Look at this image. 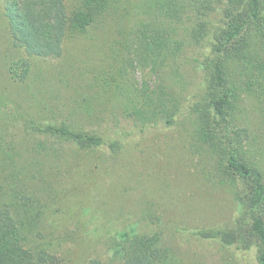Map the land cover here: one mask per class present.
Instances as JSON below:
<instances>
[{"label": "rangeland", "instance_id": "1", "mask_svg": "<svg viewBox=\"0 0 264 264\" xmlns=\"http://www.w3.org/2000/svg\"><path fill=\"white\" fill-rule=\"evenodd\" d=\"M7 9L8 5L0 0L2 134L7 139L22 137L24 121L20 111L35 102L31 99L33 90L44 88L37 77L28 85L18 82L17 88L28 90V99L23 96L20 100L18 96L17 103L10 100V90L16 86L11 82L6 63L16 60L13 72L21 74L20 58L26 57L34 72L46 77L45 88L52 92L60 115L77 111L75 118H81L84 125L124 140L123 149L117 153L108 143L87 151L65 140L58 142L60 147L49 154L32 152V157L37 156L47 165L39 169L41 172L36 171L43 174L35 183L26 173L24 185L28 195L36 193L47 203L46 218H41L42 233L32 240L37 261L43 264H258V243L248 214L253 197L252 180L240 177L225 162L217 163L220 148L213 154L207 151L209 145L204 149L202 131L210 144L215 143L208 133L211 119L207 114L189 112L194 102L212 100L210 91L207 94L204 87L201 65L211 50L210 42L196 46L186 39L179 58L164 67V81L175 95L172 101L183 106L176 120L172 124H155L154 118L143 122L136 115L134 121L122 111L130 103L128 95L133 94L121 92L118 98L114 92L120 90L115 84L123 85L127 81L136 87L137 107L144 105L137 93L142 81L151 80L149 84L153 88L160 81L145 64L137 70L130 68L128 61L135 63L132 59L141 46L133 38L134 32L125 51L118 42L119 31L123 32L124 28L99 24L90 28L94 42L88 41L90 36L69 38L58 56H32L22 48L19 38L6 29ZM173 23L175 34L184 37L185 25ZM224 61L233 79L234 65L228 57ZM127 68L124 77L116 74ZM87 107L93 112L89 113ZM238 125L246 158L259 160L264 166V130H251L249 135L248 123L243 118ZM222 136L219 140L223 143L226 138ZM45 185L49 187L46 189ZM208 231L213 232L211 238L204 237Z\"/></svg>", "mask_w": 264, "mask_h": 264}, {"label": "trees", "instance_id": "2", "mask_svg": "<svg viewBox=\"0 0 264 264\" xmlns=\"http://www.w3.org/2000/svg\"><path fill=\"white\" fill-rule=\"evenodd\" d=\"M4 3L8 5L6 29L19 38L21 47L32 56H58L69 38L88 39L90 36L88 41L94 42L95 36L89 35L94 25L114 24L118 29L124 28L123 32L119 31L118 39L125 47L123 50L134 32L133 38L141 46L136 51L137 63L136 52L134 58H130L135 63L128 61L130 68L137 70L145 64L144 67L160 78L157 88L151 87V80L142 81L137 93L144 105L137 107L136 87L128 85L127 81L123 85L115 84L120 90L114 92L118 98L121 92L133 94L128 95L130 103L122 111L134 121L136 115L143 118V122L154 118L155 124H172L176 120L183 106L172 101L175 95L164 81V67L179 58L186 39L196 46L210 42L211 50L201 65L203 63L204 87L207 94L210 91L212 100L194 102L189 112L207 114L211 119L208 133L215 143L210 144L206 132L202 131L204 149L209 145L207 151L213 154L220 148L217 163L225 162L234 173L252 180L253 197L248 214L258 243L257 263L264 264V166L259 160L246 158L238 125L243 118L248 123L249 135H252L251 130H264V0H4ZM173 22L185 25L184 37L175 34ZM225 57L234 65L233 79L225 68ZM20 60L21 74L13 72L16 60L6 63L11 82L16 86L10 90V100L17 103L18 96L20 100L23 96L27 98L28 90L17 88L18 82L28 85L37 77L44 88L33 90L31 99L35 102L20 111L24 128L19 140L7 139L0 126V264H43L34 257L33 241L42 233L41 218H46L47 203L36 193L28 195L24 185L26 173L35 183L43 174L37 172L47 165L37 156L32 157V152L49 154L60 147L58 142L65 140L87 151H95L108 143L117 153L123 149L124 140L84 125L81 118H75L77 111L60 115L52 92L45 88L46 77L34 72L28 58ZM128 71V68L121 69L122 73L116 71V74L124 77ZM87 111L93 112L88 107ZM220 135L226 138L225 142L219 140ZM253 137L257 142V134ZM48 187L45 185L46 189ZM212 236L213 232L208 231L204 237Z\"/></svg>", "mask_w": 264, "mask_h": 264}]
</instances>
